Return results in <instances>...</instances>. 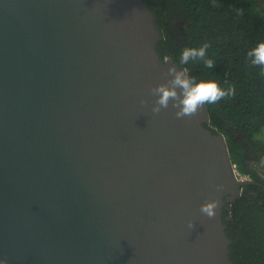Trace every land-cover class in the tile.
<instances>
[{
  "label": "water",
  "instance_id": "obj_1",
  "mask_svg": "<svg viewBox=\"0 0 264 264\" xmlns=\"http://www.w3.org/2000/svg\"><path fill=\"white\" fill-rule=\"evenodd\" d=\"M160 38L145 0H0V261L233 264L223 208L256 181L207 104L152 112Z\"/></svg>",
  "mask_w": 264,
  "mask_h": 264
},
{
  "label": "trees",
  "instance_id": "obj_2",
  "mask_svg": "<svg viewBox=\"0 0 264 264\" xmlns=\"http://www.w3.org/2000/svg\"><path fill=\"white\" fill-rule=\"evenodd\" d=\"M155 16L161 38L157 52L181 64L185 47L207 43L208 58L214 67L203 61L181 64L197 81L216 80L221 87L235 86V95L207 104L210 123L227 137L231 157L242 172L257 182L244 186L243 192L223 208V220L230 238V259L233 264H264V188L259 185L258 169L250 162L264 159V69L253 65L247 53L264 41V4L257 0H145ZM184 20L185 34L175 42L168 24ZM227 130V131H226ZM240 134L248 140H237Z\"/></svg>",
  "mask_w": 264,
  "mask_h": 264
},
{
  "label": "clouds",
  "instance_id": "obj_3",
  "mask_svg": "<svg viewBox=\"0 0 264 264\" xmlns=\"http://www.w3.org/2000/svg\"><path fill=\"white\" fill-rule=\"evenodd\" d=\"M207 43L199 47H185L182 51L181 64H187L191 61H203L205 66L213 68L214 61L208 58ZM253 65L261 66L264 69V41L258 43L248 53ZM169 58L164 57L163 64L168 65L166 75L170 77L164 83L155 85L151 89V94L156 97L152 106V112L159 114L163 109H168L171 105L176 109L177 119L195 116L206 104H215L223 98L234 96L235 86L221 87L216 80L197 81L189 75L187 68L178 67L177 64H169ZM147 103L141 100V104ZM235 162V161H233ZM251 179V178H250ZM249 179V180H250ZM218 199H211L202 204L201 213L208 218H215ZM189 227H193V222L189 221ZM0 264H7V260L0 261Z\"/></svg>",
  "mask_w": 264,
  "mask_h": 264
},
{
  "label": "flooded vegetation",
  "instance_id": "obj_4",
  "mask_svg": "<svg viewBox=\"0 0 264 264\" xmlns=\"http://www.w3.org/2000/svg\"><path fill=\"white\" fill-rule=\"evenodd\" d=\"M168 28L172 29L173 37H176V39H175L176 43L181 41L180 30L183 31L184 34L186 33L185 32V28H184V20L181 21V20H178L177 18L174 19V21L172 23L168 24ZM166 57H170V56L166 55ZM216 129H218V128L216 127ZM226 136L227 137L231 136V134L230 133H229V135L226 134ZM236 139L237 140H242L245 145H248V143H249L248 140L247 139H243L240 134H238L236 136ZM250 166H251L252 170L258 169L259 176H260V179H261L260 182H258V183H259V185H261L264 188V159L261 160V161L260 160L252 161V162H250ZM251 179L255 180V178H253V177H251ZM243 189H244V187H243Z\"/></svg>",
  "mask_w": 264,
  "mask_h": 264
},
{
  "label": "built area",
  "instance_id": "obj_5",
  "mask_svg": "<svg viewBox=\"0 0 264 264\" xmlns=\"http://www.w3.org/2000/svg\"><path fill=\"white\" fill-rule=\"evenodd\" d=\"M233 167H234L235 173H236V175H237L239 180L247 181V180H249L251 178L250 174L242 172L239 169L237 162H233Z\"/></svg>",
  "mask_w": 264,
  "mask_h": 264
},
{
  "label": "rangeland",
  "instance_id": "obj_6",
  "mask_svg": "<svg viewBox=\"0 0 264 264\" xmlns=\"http://www.w3.org/2000/svg\"><path fill=\"white\" fill-rule=\"evenodd\" d=\"M257 4L258 5L264 4V0H257Z\"/></svg>",
  "mask_w": 264,
  "mask_h": 264
}]
</instances>
